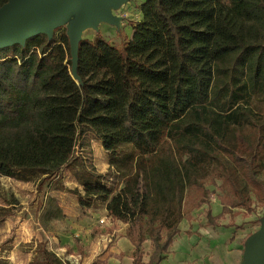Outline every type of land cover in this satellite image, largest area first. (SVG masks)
<instances>
[{
    "label": "trees",
    "instance_id": "trees-1",
    "mask_svg": "<svg viewBox=\"0 0 264 264\" xmlns=\"http://www.w3.org/2000/svg\"><path fill=\"white\" fill-rule=\"evenodd\" d=\"M142 13L122 47L102 37L80 42V81L66 33L0 49V176L58 175L73 164L85 128L114 163L134 132L148 146L140 171L115 196L102 176L84 187L129 226L134 264H144L147 238L148 264H160L180 223L211 194L202 188L205 197L184 215L192 183L225 187L222 213L207 211L210 226L232 209L253 213L254 198L264 203V0H147ZM165 138L174 161L156 149ZM43 254L46 264H61Z\"/></svg>",
    "mask_w": 264,
    "mask_h": 264
},
{
    "label": "rangeland",
    "instance_id": "rangeland-1",
    "mask_svg": "<svg viewBox=\"0 0 264 264\" xmlns=\"http://www.w3.org/2000/svg\"><path fill=\"white\" fill-rule=\"evenodd\" d=\"M146 2L118 0L105 3L114 19L97 18L94 25L82 31L81 40L93 41L102 37L110 44L122 47L132 38L136 25L143 20L142 8ZM77 18L76 12L53 35L60 38L66 33L68 37L70 27ZM130 135L133 143L121 147L114 163L99 135L85 128L84 134L77 140L73 164L58 175L50 178L38 173H19L14 178L0 176V264H46L44 249L55 254L61 264H84L85 259L76 258L86 255L81 254L87 250L86 246L83 247L84 238L90 233L98 235L104 231L100 229L102 225L114 220L108 217V203L88 196L84 185L92 182L90 176H102L103 183L114 190L115 196L124 186V177L140 171L143 152L148 146L134 132ZM156 149L169 161L175 160L170 140L165 138ZM202 188L211 194L206 198L207 204L197 209L196 216L207 217V211L215 210L217 205L219 209L218 203L225 197V187L221 181L209 179L203 186L192 183L188 187L182 204L184 215L189 214L194 205L205 197ZM254 201V212L251 214L243 208L232 209V214H228L229 226L247 230L249 235L259 229L264 216V203L260 204L255 198ZM238 221L240 225L237 226ZM161 222H151L148 226Z\"/></svg>",
    "mask_w": 264,
    "mask_h": 264
},
{
    "label": "crops",
    "instance_id": "crops-1",
    "mask_svg": "<svg viewBox=\"0 0 264 264\" xmlns=\"http://www.w3.org/2000/svg\"><path fill=\"white\" fill-rule=\"evenodd\" d=\"M218 204L219 209L217 205L215 210H211L214 217L223 211L221 202ZM196 214L197 210L192 213V221L184 219L180 223V233L160 264H252L250 254L256 242L254 237L264 228V216L260 228L249 235L247 230L229 226L228 214L219 221L217 227L208 225L206 216L198 218ZM128 227L116 220L102 225L100 229L104 231L94 236L90 233L84 238L86 255L76 258L85 259L84 264H134L135 247L126 237ZM143 252V263L148 264L153 252L152 242L148 238L143 245ZM260 264H264V259Z\"/></svg>",
    "mask_w": 264,
    "mask_h": 264
},
{
    "label": "water",
    "instance_id": "water-1",
    "mask_svg": "<svg viewBox=\"0 0 264 264\" xmlns=\"http://www.w3.org/2000/svg\"><path fill=\"white\" fill-rule=\"evenodd\" d=\"M111 2L118 0H9L0 8V49L25 46L29 39L40 34L52 39L54 31L77 12L78 18L71 25L68 38L72 74L80 81L77 67L81 33L89 25H94L97 18L114 19L105 5ZM254 241L250 259L252 264H260L264 259V228L256 234Z\"/></svg>",
    "mask_w": 264,
    "mask_h": 264
},
{
    "label": "bare ground",
    "instance_id": "bare-ground-1",
    "mask_svg": "<svg viewBox=\"0 0 264 264\" xmlns=\"http://www.w3.org/2000/svg\"><path fill=\"white\" fill-rule=\"evenodd\" d=\"M107 1V0H106ZM95 18H96V16H95Z\"/></svg>",
    "mask_w": 264,
    "mask_h": 264
}]
</instances>
